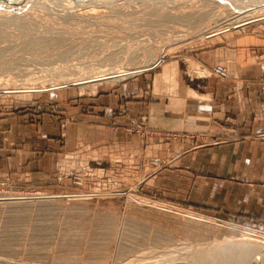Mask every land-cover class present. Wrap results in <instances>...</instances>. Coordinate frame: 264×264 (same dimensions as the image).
<instances>
[{
	"label": "rangeland",
	"instance_id": "obj_1",
	"mask_svg": "<svg viewBox=\"0 0 264 264\" xmlns=\"http://www.w3.org/2000/svg\"><path fill=\"white\" fill-rule=\"evenodd\" d=\"M236 2L0 0V107L90 94L178 55L200 74L184 55L264 24V6ZM138 163L79 151L58 155L51 186L0 174V264H264V229L138 194Z\"/></svg>",
	"mask_w": 264,
	"mask_h": 264
},
{
	"label": "crops",
	"instance_id": "obj_2",
	"mask_svg": "<svg viewBox=\"0 0 264 264\" xmlns=\"http://www.w3.org/2000/svg\"><path fill=\"white\" fill-rule=\"evenodd\" d=\"M184 56L200 74L178 55L90 94L0 107V174L51 186L58 155L134 156L138 194L264 229V24ZM218 64L226 78L213 74Z\"/></svg>",
	"mask_w": 264,
	"mask_h": 264
},
{
	"label": "bare ground",
	"instance_id": "obj_3",
	"mask_svg": "<svg viewBox=\"0 0 264 264\" xmlns=\"http://www.w3.org/2000/svg\"><path fill=\"white\" fill-rule=\"evenodd\" d=\"M35 1V0H34ZM71 1H73V0H71ZM236 1H244V2H246L247 4H249V7L251 6H255V7H263L264 6V0H232V2H234L235 4L234 5H236V4H238ZM233 4V3H232ZM92 5V4H91ZM253 6V8L252 9H254L255 7ZM248 7V8H249ZM104 16V15H103ZM235 17H237V16H235ZM162 55V54H161ZM158 59H161V57L159 56V58ZM213 74L216 76V74L214 73V71H213ZM102 75V74H101ZM99 76V75H98ZM97 76V77H98ZM105 76V75H104ZM103 76V77H104ZM132 76V75H131ZM217 77V76H216ZM227 77V76H226ZM225 77V78H226ZM69 78V77H68ZM67 78V79H68ZM86 78H90L91 79V77L89 76H87V77H84V79H86ZM93 78V77H92ZM101 78V77H100ZM100 78H98V79H100ZM83 79V78H82ZM82 79H80V80H82ZM97 79V78H96ZM97 79V80H98ZM66 80V79H65ZM65 80H63V82L65 81ZM70 80V79H69ZM82 83H84L83 81H81ZM75 84V83H74ZM6 88V87H5ZM4 87H3V90L5 89ZM14 198H16V197H14ZM18 198H23V197H18ZM232 252H234V251H232ZM182 254V253H181ZM233 254H235V253H233ZM239 256V255H238ZM225 257V256H224ZM226 258V257H225ZM206 262V260H204L203 261V263L202 264H204ZM222 264V263H221Z\"/></svg>",
	"mask_w": 264,
	"mask_h": 264
},
{
	"label": "built area",
	"instance_id": "obj_4",
	"mask_svg": "<svg viewBox=\"0 0 264 264\" xmlns=\"http://www.w3.org/2000/svg\"><path fill=\"white\" fill-rule=\"evenodd\" d=\"M213 71L218 78H225L227 76V70L223 65L220 64L216 65L213 68Z\"/></svg>",
	"mask_w": 264,
	"mask_h": 264
}]
</instances>
